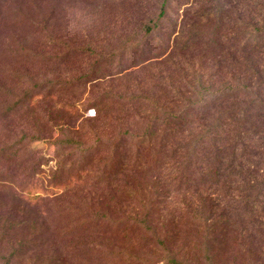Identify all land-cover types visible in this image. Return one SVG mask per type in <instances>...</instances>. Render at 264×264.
<instances>
[{
    "label": "rangeland",
    "instance_id": "obj_1",
    "mask_svg": "<svg viewBox=\"0 0 264 264\" xmlns=\"http://www.w3.org/2000/svg\"><path fill=\"white\" fill-rule=\"evenodd\" d=\"M0 11V22H6L0 23V79L12 91L1 93L12 101L39 86L35 101L25 103L26 100L13 114L0 118V146H16L22 158L18 178L0 173V264H6L4 259L9 255L11 264H45L52 257L57 262L60 259V264H134V257L142 258L145 248V257L161 264L169 253L166 249L159 251L160 247L153 246L151 240L148 242L147 235L151 233L125 231L122 226L118 232L110 229L105 234L92 233V229L109 224L104 223V218L93 228L85 222L93 219L89 211L95 207V198L102 200L97 212L103 213L107 208L116 217L110 222V227L115 228L112 223L117 218L130 222L127 215L139 209L142 198L154 197L149 216L152 221L148 224L155 236L168 232L165 246L170 252L180 250L183 256L177 254L178 258L188 264H264V257L249 262L244 250L231 243V232L219 244L207 235L204 251V244L199 243L192 229L197 221L187 212L184 198L171 192V184L166 189L169 198H158L156 189L148 187L150 179L143 170L126 171L123 179L131 187L116 183L105 188L90 187L100 158L111 149L118 133L127 129L120 154L127 157L129 168L133 140L145 132L143 124L147 118L138 117L136 109L120 103L117 95H155L168 73L171 84L178 85L181 70L177 67L182 69L184 65L193 73L186 79L189 84L192 77L202 73V80L210 86L208 76L214 71L217 76L211 79L213 88L238 80L246 86L239 90L241 99L255 97V89L250 87L255 75L250 70L258 65V71L264 72V0H0ZM248 23L254 29L252 33L261 28L255 57H251L253 63L245 67L246 53L234 51L235 55L242 54V63L235 72L227 71V63L219 61V53L226 51L227 43L224 45L221 40L228 32L224 30L223 34L219 25L223 29L226 24L235 26L233 41L238 47L244 43V51H250L246 40L251 29ZM144 26L151 27V31L145 32ZM207 92H211L209 87ZM260 92L264 97V89ZM103 94L111 96L98 110L87 106ZM125 109L129 125L118 131L119 125L113 121L104 130L96 128L98 118L108 115L110 120L109 114L120 115ZM133 122L134 126L130 125ZM56 140H65L66 144L58 145ZM91 145L101 148L92 161L90 153H80ZM80 156H85L81 166ZM34 161L41 162L37 172ZM60 161L64 172L48 183L51 171ZM134 183L139 186L137 194H133ZM24 188L34 191L27 193L31 201L25 198ZM194 192L189 199L195 203ZM32 194L42 198L32 203ZM160 215H164L163 220ZM78 222H85L90 229L68 232ZM41 226L48 227V236L39 235ZM200 230L199 227L201 235ZM20 239H26L27 249L22 252ZM105 246L114 247L104 250ZM107 250H112L115 258L106 257ZM133 252L135 256L131 257Z\"/></svg>",
    "mask_w": 264,
    "mask_h": 264
},
{
    "label": "trees",
    "instance_id": "obj_2",
    "mask_svg": "<svg viewBox=\"0 0 264 264\" xmlns=\"http://www.w3.org/2000/svg\"><path fill=\"white\" fill-rule=\"evenodd\" d=\"M159 14H163L162 6H160ZM0 23L6 22L3 20ZM247 26L251 27L249 23ZM144 29L145 32H150L152 28L144 26ZM218 29L223 31V34L224 30L228 32L227 35L224 34L225 38L221 40L224 45L227 43L226 51L224 54L219 53L221 57L219 61L227 63L224 68L227 71L230 69L235 72V68L241 65L242 54L235 55V52L246 53L243 57L244 66H250L253 63L251 57H255L257 51L255 47L258 45L260 37L258 34L261 32L259 31L261 28L255 29V32L252 33L254 29L251 27L249 33H246V40L250 46L247 48H250V51H244L246 49L244 43L241 47L236 46L235 41H233L235 26L226 24L223 29L222 24H220ZM171 31L169 32L171 33ZM257 31L259 32L255 34ZM212 34L215 35V32L213 31ZM186 38H188L187 35L184 37L182 47H184ZM183 66L182 69L177 67L179 71L181 70L176 80L178 85L171 84V76L168 73L159 83L162 87L156 89L155 95L151 94L150 97L116 96L120 103L126 102L125 104H129V108L136 109L139 113L137 114L138 117L147 118L143 124L145 125V132L133 140L134 146H131L134 150L133 160L127 168V157L124 153L120 154V149L124 147V136L127 129L124 128L123 131H120L117 138L113 139L111 149L104 158H100L101 164L95 166L96 176L91 181L90 187L105 188L112 183L123 186V188L131 187L123 179L126 171L133 173L143 170L144 173L148 174L147 178L150 179L148 187L156 189L158 198H169L166 189L170 184L172 185L171 192L179 193L184 198L183 202L187 212L192 213V220L197 221V223L193 222L192 229L195 230L196 238L201 245L209 241L207 235L210 239L213 237L214 243L219 244L227 240L228 233L231 232V243L244 250L249 262H256L264 257V97L260 96V91L264 89V82L261 81L264 72L258 71V65H253L254 69L250 72L254 73L255 80L250 84V87L255 89V97L244 101L241 99L242 95H240L239 90L246 88V86L238 80L234 84H228V86L213 88L211 79L216 74L213 71L208 76L210 86L202 80V73L198 74L197 78L192 77L193 82L189 84L186 79L191 77L193 73L192 71L189 72L186 66ZM220 67L221 65L217 64V68L220 69ZM243 70L239 73H243ZM208 87L211 90L209 93L207 92ZM38 90L39 86L35 87L34 90L25 92L21 97L19 95L12 101H7L1 91L8 93L11 90L6 88L0 79V118L13 114L26 100L25 103L35 101V98L39 97ZM182 94L190 96L184 97ZM107 96L111 95H100L90 101L87 106L98 110L104 104ZM191 96H195L197 99H193ZM126 109L121 110L120 115L111 116L109 114L110 120L107 118L108 115L101 120L98 118L95 122L96 128L104 130L113 121L119 125L118 131L123 126L129 125ZM134 124V122L130 123L133 126ZM192 130H194L193 133ZM180 137L182 138L180 139ZM55 143L61 146L66 144L65 140H56ZM85 151L91 154L90 161H92L96 155L101 153V148L97 145H91L82 148L80 153ZM80 157L81 166L85 156L84 159L83 156ZM21 160L16 146H0V173H8L18 178L22 166ZM40 164L41 162L34 161L32 164L35 168L34 172H37ZM64 170V164L60 161L55 166L54 171H51L48 183L59 179ZM166 175L171 178L166 180L164 178ZM29 189L24 188L22 191L25 198L31 201L27 197V193H34V191ZM132 190L133 194H137L139 191L137 183L133 184ZM119 191H122V188ZM193 191L197 196L195 203L189 199ZM31 197L32 203H37L42 198L41 195L34 194ZM155 198H142L143 203L139 201L138 211L132 212L131 216L130 214L127 215L130 222H127L126 219L125 222H122L117 218L115 223H112L115 228L110 227V222H112L111 218L115 219L116 217L106 207L103 213L97 212L96 207L100 206L102 200L95 198V202L92 204L96 203L95 207L93 211H89L93 219L85 222L90 224V228L100 225L98 222L104 221L103 218L105 219L104 223L109 224L105 223L99 229H92V233L105 234L111 232L110 229H116L118 232L121 226L124 227L122 230L125 231L135 229L141 233L145 232V235L146 232L147 234L151 233L147 235L149 237L148 242L150 243L151 240L153 246L160 247L159 251L166 249L165 252L171 254H165L161 264H188V261L177 257V254L183 256L180 250L170 252L169 248H166L165 236L168 235V232L166 231L162 236H155L148 224L152 221L149 216L152 214L150 209H152L151 204L155 203ZM160 218L163 220L164 215H160ZM85 222H78L68 232L86 231L88 225L84 224ZM199 227L201 228V235L197 231ZM40 229L39 235L48 236V227L41 226ZM35 233L38 234L37 231ZM25 240L20 239V252L27 249ZM203 246V250L206 251L207 246L205 244ZM111 247L114 246H105L104 250ZM144 250H142V253L144 252L142 258H135V252L130 255L135 259L133 263L156 264L155 260H148L145 257L147 249ZM154 251L155 249L151 247L150 252L154 254ZM105 253L106 257L115 258L116 254L112 250H107ZM4 260L6 264H11L10 255ZM59 260L57 262V258L52 257L45 264H60ZM198 263L197 261L195 264Z\"/></svg>",
    "mask_w": 264,
    "mask_h": 264
}]
</instances>
